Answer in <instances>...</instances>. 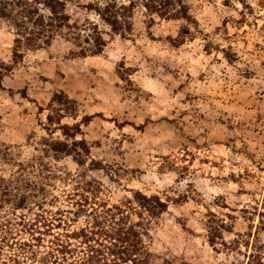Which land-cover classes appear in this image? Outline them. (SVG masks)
<instances>
[{"label":"rangeland","instance_id":"374dc122","mask_svg":"<svg viewBox=\"0 0 264 264\" xmlns=\"http://www.w3.org/2000/svg\"><path fill=\"white\" fill-rule=\"evenodd\" d=\"M101 1L65 0L74 26L37 47L25 17H0V264H134L107 248L131 226L144 264H264V0H118L134 2L125 36ZM60 120L90 156L53 150L77 148ZM137 192L167 210L151 217Z\"/></svg>","mask_w":264,"mask_h":264},{"label":"trees","instance_id":"16d2710c","mask_svg":"<svg viewBox=\"0 0 264 264\" xmlns=\"http://www.w3.org/2000/svg\"><path fill=\"white\" fill-rule=\"evenodd\" d=\"M35 4V9H31L33 3ZM151 1V0H150ZM165 0V4H166ZM181 0H176V3H179ZM153 3H158L159 5L164 4V0H152ZM17 6H22L17 8ZM149 8V5H145ZM18 9L16 10L15 18L9 17L6 10L8 8ZM134 8V2L131 1L129 5L124 3H119L118 0H102L96 7V12L100 17L111 27L114 33L125 36L126 31L132 30V9ZM163 16V14H160ZM0 17L9 18V19H18V17H25L26 20L19 22L15 20L14 26L17 29L18 35L23 36L28 42H31L33 45L41 46L40 42L43 44H50L51 40L62 28H72L74 25L70 24V16L66 9L65 0H0ZM185 18V16H183ZM31 24V28L28 26ZM36 28V30H35ZM92 31L94 32L90 38L93 39L94 44L93 48H90V51L94 54H99L103 50V46L106 44L102 38V32L97 27H93ZM81 32H79L80 35ZM21 38H17L16 41L20 42ZM84 53V50H81ZM54 101L61 103L59 96L56 94ZM42 109V107H40ZM49 122H54L52 116H48ZM49 129V128H47ZM56 129L60 130L61 133L66 138L73 139L72 144L76 145L77 148L69 146V143L63 141H56L53 150L55 152L66 153L68 155H73V152L78 156V162L83 160L84 156H90V148L86 142V139L82 136V130L79 125L74 124L70 125L68 123H61V120L58 122ZM80 136V139L77 137ZM64 146V147H62ZM94 161V160H92ZM7 195V194H5ZM139 205L145 208L151 217H158L164 211L167 210L168 204L163 201L158 195L148 196L141 192H137L135 196ZM20 206L17 208H27L28 195L22 194ZM37 216L41 217L45 223L51 222V218L46 217V214L35 213ZM26 214H23L21 219H23L24 224L32 225L26 221ZM38 218H36L37 220ZM35 221V219H34ZM48 225V224H47ZM140 226L139 223L136 224ZM3 229V228H2ZM116 236H110L113 241L111 244L118 248V250H111L110 246L107 248L110 250L112 256H117L120 260L126 262V257L123 255H128L127 260H131L134 264H144V256L141 251L144 252V242L143 235L147 234L145 228H134L131 226L129 228H113ZM92 229L82 230V235L89 236V233H93ZM214 243V240H210ZM58 252H61L60 249H57ZM133 253V256L130 255ZM49 256L53 257V263L57 262L56 253L54 251L49 252ZM140 254V255H139ZM89 257L92 254H88ZM112 264H117V260H111Z\"/></svg>","mask_w":264,"mask_h":264}]
</instances>
